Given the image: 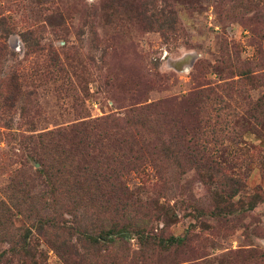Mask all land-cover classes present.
<instances>
[{"label":"rangeland","instance_id":"374dc122","mask_svg":"<svg viewBox=\"0 0 264 264\" xmlns=\"http://www.w3.org/2000/svg\"><path fill=\"white\" fill-rule=\"evenodd\" d=\"M0 18V264H264V0Z\"/></svg>","mask_w":264,"mask_h":264},{"label":"trees","instance_id":"16d2710c","mask_svg":"<svg viewBox=\"0 0 264 264\" xmlns=\"http://www.w3.org/2000/svg\"><path fill=\"white\" fill-rule=\"evenodd\" d=\"M6 35H8L7 25L4 22V20L0 18V38L5 37ZM39 164H40V167H41L40 170L42 171L44 166H43L42 163H39ZM48 226H50V225H48ZM112 228H114V227H112ZM112 228H110V230H112ZM35 230L38 233H41V234L44 235V232H45L44 225H42V224L36 225ZM28 238H29V236L22 235L20 237V241H19L20 245H21L20 249H13L12 251L16 254V252H19L20 250L27 249L26 246L30 245V243L28 242ZM183 241L184 240H182L180 238L178 239V238L171 237V243L169 245H171V246L180 245V244H182Z\"/></svg>","mask_w":264,"mask_h":264}]
</instances>
